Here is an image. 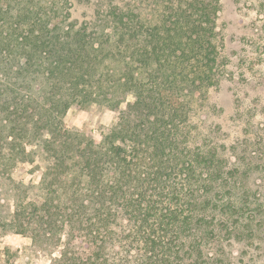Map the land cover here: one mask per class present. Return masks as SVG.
<instances>
[{
  "label": "trees",
  "instance_id": "trees-1",
  "mask_svg": "<svg viewBox=\"0 0 264 264\" xmlns=\"http://www.w3.org/2000/svg\"><path fill=\"white\" fill-rule=\"evenodd\" d=\"M81 5L88 20L73 17ZM219 10L0 0V236H28L49 264H228L223 241H251L261 210L189 123L219 80ZM73 106L116 122L96 143L66 127ZM32 147L46 165L25 185L13 170Z\"/></svg>",
  "mask_w": 264,
  "mask_h": 264
},
{
  "label": "rangeland",
  "instance_id": "rangeland-1",
  "mask_svg": "<svg viewBox=\"0 0 264 264\" xmlns=\"http://www.w3.org/2000/svg\"><path fill=\"white\" fill-rule=\"evenodd\" d=\"M90 13L81 5L73 17L88 20ZM216 23L219 80L193 104L189 123L195 145L216 148L226 170L235 173L248 193L251 208L261 210L251 241L224 240L223 259L228 264H264V0H220ZM132 101L127 96L121 108ZM116 115L95 106H73L65 125L99 143ZM30 160L13 170V178L25 185L37 184L46 165L40 148L32 147ZM31 248L26 235L0 236V264H49L48 257Z\"/></svg>",
  "mask_w": 264,
  "mask_h": 264
}]
</instances>
